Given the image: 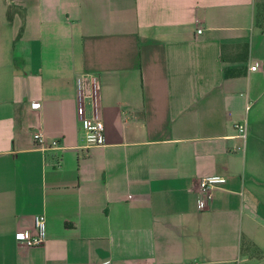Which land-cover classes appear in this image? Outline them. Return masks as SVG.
Segmentation results:
<instances>
[{
	"label": "crops",
	"instance_id": "obj_1",
	"mask_svg": "<svg viewBox=\"0 0 264 264\" xmlns=\"http://www.w3.org/2000/svg\"><path fill=\"white\" fill-rule=\"evenodd\" d=\"M0 264H264V0H0Z\"/></svg>",
	"mask_w": 264,
	"mask_h": 264
},
{
	"label": "built area",
	"instance_id": "obj_2",
	"mask_svg": "<svg viewBox=\"0 0 264 264\" xmlns=\"http://www.w3.org/2000/svg\"><path fill=\"white\" fill-rule=\"evenodd\" d=\"M202 30H198V34H202ZM252 71L257 70V66L251 68ZM78 87V116L84 123V144L86 149L93 146H100L104 143L105 126L100 117V99L99 87L96 77L91 76L88 79L82 76L77 80ZM91 108V115L87 116L86 105ZM251 104H248L246 111H249ZM37 109V107H34ZM238 136L246 140L248 135V123H238L236 125ZM37 144V148L42 151L60 148V141L52 140L48 142L47 138L40 132L33 135ZM226 178L221 175H212L202 178L199 182L198 202L200 205L209 204L213 199V191L218 186L225 184ZM48 227L47 217L39 214L34 217V231H21L16 234V241L28 248L42 247L47 240Z\"/></svg>",
	"mask_w": 264,
	"mask_h": 264
},
{
	"label": "trees",
	"instance_id": "obj_3",
	"mask_svg": "<svg viewBox=\"0 0 264 264\" xmlns=\"http://www.w3.org/2000/svg\"><path fill=\"white\" fill-rule=\"evenodd\" d=\"M257 254V253H256Z\"/></svg>",
	"mask_w": 264,
	"mask_h": 264
}]
</instances>
